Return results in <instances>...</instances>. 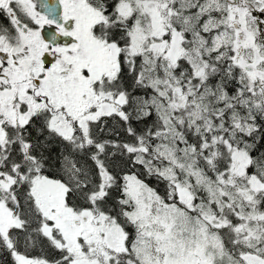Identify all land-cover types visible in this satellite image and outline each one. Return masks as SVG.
<instances>
[{"label": "snow or ice", "instance_id": "6c2138e0", "mask_svg": "<svg viewBox=\"0 0 264 264\" xmlns=\"http://www.w3.org/2000/svg\"><path fill=\"white\" fill-rule=\"evenodd\" d=\"M0 264H264V0H0Z\"/></svg>", "mask_w": 264, "mask_h": 264}]
</instances>
